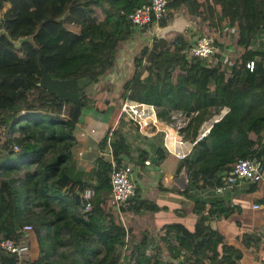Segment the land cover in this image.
Returning a JSON list of instances; mask_svg holds the SVG:
<instances>
[{"label":"trees","instance_id":"16d2710c","mask_svg":"<svg viewBox=\"0 0 264 264\" xmlns=\"http://www.w3.org/2000/svg\"><path fill=\"white\" fill-rule=\"evenodd\" d=\"M205 1L167 0L158 25L164 26L173 12L183 9L196 29L185 28L161 39L152 36L134 52L130 77L110 99L88 93L82 96L86 104L81 106L56 103L55 97L38 85L37 49L41 65L52 78H90L93 74L90 84H94L112 66L118 44L143 31L125 17L141 1L0 0V28L11 40L37 30L33 36L37 49L29 43L16 49L3 35L0 37V241L19 240L21 227L30 225L39 248L32 262L17 260L15 254L0 249V264H51L48 249L64 245L57 237L61 229L66 230L68 245L81 258L79 264L160 263L159 258L150 260L145 255V233L124 258L121 256L126 232L105 209L110 196V166L102 155L95 158L88 180L68 173L72 131L83 109L107 114L124 99L154 105L163 121L169 120L171 110H179L188 117L179 131L183 139L191 141L203 121L227 108L174 168L176 174L187 172L182 192L192 202L193 225L187 228L175 221L160 229L164 230V249L177 264H235L232 246L200 217L205 208L214 216H225L224 207L214 209L192 191L214 193L213 188L225 184L223 175L238 158H256L264 163V67H257L251 57H264V50L254 47L264 25V0H212L213 10L208 15L204 13ZM222 27H234L237 32L233 59L222 61L213 52L216 60L209 64L187 54L196 35L205 32L212 36ZM182 42L184 49L180 50ZM248 61H252L251 68L246 66ZM100 85L101 93L112 87L109 82ZM106 141L107 132L98 141L101 151ZM109 145L115 159L126 160L140 171L146 168L145 160L153 157L154 164L159 165L165 157L156 145L149 151L132 149L118 128L112 130ZM86 189L91 190L90 207L84 210L79 195ZM157 189L169 190L160 183ZM137 191L135 185L130 198L134 212L164 208L155 200L140 199ZM45 239L51 241L47 246ZM154 250L159 251L157 247ZM70 264L77 263L71 260Z\"/></svg>","mask_w":264,"mask_h":264},{"label":"crops","instance_id":"0c3cea01","mask_svg":"<svg viewBox=\"0 0 264 264\" xmlns=\"http://www.w3.org/2000/svg\"><path fill=\"white\" fill-rule=\"evenodd\" d=\"M174 13H179L180 19L187 22L190 21L183 9L177 10ZM190 24H194V22L190 21L189 26L186 28H189ZM220 24L225 25L224 22ZM260 29L254 47L264 50V25ZM224 30L232 32V35L235 37V43L237 32L234 31V27H224ZM145 33L141 32L138 35H145ZM133 36L137 35L134 34ZM214 39L216 40L215 37ZM235 47L236 44L232 45L233 50H235ZM235 55L236 53H234ZM251 57L257 67H264V57L260 59ZM107 99H110V97ZM109 103L111 102L109 101ZM117 112L118 108L116 109L115 117H113V115H110L112 114L111 112L97 115L94 112L85 110L79 116L80 120L73 130L72 162L68 166L70 176L81 180L89 179V170L94 167L95 158L99 155L103 156L104 152V150L101 151L99 149L98 141L109 128L120 129L132 149L138 147L141 150L149 151L151 146L155 145L151 144L150 141H146L149 137L142 136L141 138L134 126L133 129L125 127V125L123 126L122 121L119 122L116 119ZM126 125L130 124L126 123ZM91 128L94 129L93 133H89L88 131ZM81 131H84V136L79 137L78 133ZM159 147L162 150L161 146ZM163 152L165 157L157 165L159 166V171H161V176L157 171L149 169L152 166L151 161H149L148 165L144 164L146 168L143 171H140L137 166H129L134 179V185L138 187L137 193L140 199L155 200L164 208H159L155 212H134L130 209L133 203L131 201H129L126 208L120 207L118 210L110 206L109 200L106 203L105 209L112 216L114 223L119 224L126 232L121 247V256L123 258L130 251L131 245L139 239L140 234L145 233L147 237L145 255L150 260H152V257L159 258V264H172L174 260L168 256L164 249V230L160 229L161 226L179 221L187 228H191L195 221V215L192 212V202L182 192V189L186 185L187 172L183 170L184 176L180 172L174 173L177 160L164 150ZM119 160L123 162L122 159ZM125 162L126 160H124ZM137 172L140 174L139 176L135 175ZM158 183L169 190L159 191L157 189ZM252 185L253 187H251ZM218 187L222 188L221 191H214V193L211 190L202 191V193H198L197 190L192 191L195 195L200 194L199 197L202 201L214 205V209L224 207L223 213H226L225 216H214L206 211L205 208L201 213V219L205 224H209L222 234L224 243L232 246V252L236 257L234 259L235 264H264V176L262 180L256 183L238 180L232 186L224 184ZM254 204H258V207L253 208L252 205ZM208 205L206 204V206ZM23 236L28 238L29 249L22 259L32 262L39 253L38 243L32 231ZM57 237L63 239L64 245L54 246V249L48 247V261L51 264H70L71 260L77 264L81 263L79 255L73 252L72 248L68 245L66 230L61 229ZM45 240L46 246L51 243L49 239ZM155 247L159 249L158 253L155 252Z\"/></svg>","mask_w":264,"mask_h":264},{"label":"built area","instance_id":"2783aa9c","mask_svg":"<svg viewBox=\"0 0 264 264\" xmlns=\"http://www.w3.org/2000/svg\"><path fill=\"white\" fill-rule=\"evenodd\" d=\"M167 0H141V4L134 10L125 15L126 19L136 28L147 27L154 29L158 26L159 19L165 14ZM151 39V37H149ZM215 47L213 38L205 34H199L194 37L193 44L188 48L187 54L201 60L209 58ZM252 67V61L246 64ZM227 111L226 107H222L217 114H214L208 120L204 121L194 140H185L182 138L180 129L183 128L188 117L182 114L179 110H171L169 112V120L163 121L157 117L156 108L154 105L135 100L124 99L120 102L116 119H125L130 121L136 131L143 137H152L155 134L160 135V146L162 150L173 156L176 160H182L189 154L192 145L200 140L208 132L212 123L216 122ZM114 128H109L107 131V141L103 149L104 160L110 166L108 177L109 184V203L116 210L120 207L129 204L130 198L134 195V181L131 176L130 166L127 163L119 162L111 153L109 140L111 132ZM89 133H93L94 129H89ZM84 136V131L80 132V137ZM16 150L15 145L12 146ZM145 165L149 164V160L144 161ZM264 176V163L256 158H238L234 161L230 172L223 175L226 186H232L238 180H246L254 183L259 182ZM222 188L216 186L214 191H221ZM91 190L86 189L80 195V201H83V209L87 210L90 207ZM257 208L258 204L252 205ZM30 225L21 227V238L19 240L5 238L0 241V249L15 254L17 260H21L23 255L27 253L28 238L23 236L31 231ZM172 264H177L175 259ZM187 264V263H181Z\"/></svg>","mask_w":264,"mask_h":264},{"label":"rangeland","instance_id":"374dc122","mask_svg":"<svg viewBox=\"0 0 264 264\" xmlns=\"http://www.w3.org/2000/svg\"><path fill=\"white\" fill-rule=\"evenodd\" d=\"M212 7H213L212 0H206L204 2V10H205L204 13L207 14V15L210 14L209 10L212 11L213 10ZM171 18H172V16H171ZM189 23H190V21H188V24ZM185 28L186 27H184V29ZM189 28H191L192 31H194L196 29L194 24H190ZM139 29L143 30V31H141L143 33L146 32L145 35L144 34H141V35L139 34L137 36H130L126 40L121 41L118 44V50H117V52H116V54L114 56L112 66L104 71V74H103V77L101 78V80L97 81L94 84H90V81H89V83L85 86V89H84L85 90L84 91L85 95H88V93H90L93 96H95L96 98H101V97H106V98L110 97L111 98L117 92L119 85L125 79L130 77V75L132 73V64H131L132 55L138 49V47L141 46V44H143L144 42L148 43L150 41L149 37L154 36V29H149L147 27H141ZM184 29H183V31H184ZM199 32H202V31H199ZM174 33H176V32H174ZM214 33L212 34L211 37L213 39H214V37L216 38V40L214 39V47H215L214 53L218 54L216 56L221 58L222 61H227L229 58L233 59L234 58V53H237V49L236 50L232 49V45L235 44L234 43L235 37L232 35V32L230 30L225 31L224 27H223V29L220 28L217 31H215ZM201 34H207V33L203 32ZM210 34H211V32H210ZM174 40H177V38H175ZM181 45H182V47H181L180 50H183L184 49V42H182ZM215 60H216V58L211 55L209 58H206L204 60V62L205 63H209V64H211V63L213 64L215 62ZM1 72H2V70H0V73ZM90 78H94V75L91 74ZM142 78L146 79V75H143ZM102 82L111 83L112 84L111 89L106 90L105 92L101 93L100 90H99V87L101 86L100 84ZM86 109L87 108L83 109L82 113H84V111ZM88 111H90V110L88 109ZM115 112H116V109L113 108L111 110L112 114H110V115H113V117H115ZM208 119H206V120H208ZM120 121H122L123 126L125 125V127L133 129V125L128 123V122H126L125 119L119 118V122ZM126 123H128L130 125H126ZM201 124H200V126H201ZM200 126H199V128H200ZM72 135H73V131H72ZM78 136L80 137V132L78 133ZM139 136L142 138L141 135H139ZM146 141L147 142L150 141L151 144H155L156 146H160V142H161L160 141V135L159 134H155L154 136L147 138ZM72 147H73V144H72ZM178 161L179 160H177V162ZM142 173H144V172H142ZM180 173L183 174L184 171L181 170ZM131 176H132V174H131ZM183 176H184V174H183ZM132 178H133V176H132ZM133 181H134V179H133Z\"/></svg>","mask_w":264,"mask_h":264},{"label":"water","instance_id":"95a60500","mask_svg":"<svg viewBox=\"0 0 264 264\" xmlns=\"http://www.w3.org/2000/svg\"><path fill=\"white\" fill-rule=\"evenodd\" d=\"M172 20L165 24L164 26H157L154 28V36L157 39H161L165 37L166 34L182 33L184 27H188L189 24L187 21H184L179 18V13L172 14ZM37 31V30H36ZM36 31L33 34L27 36H19L15 40H11L7 33L0 28V37L3 35L16 49L23 43H29L34 48L37 49L34 41L33 36L35 35ZM37 63L40 69V80L38 85L46 90V92L50 95L55 97V102H70L73 104H79L84 106L86 104L85 100L82 98L84 94L85 86L89 83L90 78L83 77V78H68V79H57L52 78L49 74L45 71L44 67L40 63V51L37 49ZM152 166L149 169L157 171L161 176V171H159V166L154 165V158H151Z\"/></svg>","mask_w":264,"mask_h":264}]
</instances>
